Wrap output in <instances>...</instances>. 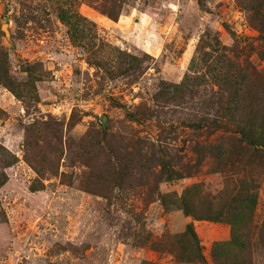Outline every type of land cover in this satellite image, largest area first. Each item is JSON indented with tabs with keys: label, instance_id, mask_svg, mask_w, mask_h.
<instances>
[{
	"label": "rangeland",
	"instance_id": "374dc122",
	"mask_svg": "<svg viewBox=\"0 0 264 264\" xmlns=\"http://www.w3.org/2000/svg\"><path fill=\"white\" fill-rule=\"evenodd\" d=\"M253 131L264 0H0V264H264Z\"/></svg>",
	"mask_w": 264,
	"mask_h": 264
},
{
	"label": "trees",
	"instance_id": "16d2710c",
	"mask_svg": "<svg viewBox=\"0 0 264 264\" xmlns=\"http://www.w3.org/2000/svg\"><path fill=\"white\" fill-rule=\"evenodd\" d=\"M235 89L233 90V92H231L230 94H228L226 97H224L223 99H225L227 101V104L226 106L223 105V103H221L220 101L217 102V107H218V111H219V117L225 115L226 113H228L230 110L233 109V106L234 105H237V102H238V91L235 92ZM212 107V106H211ZM243 132V135L246 134L244 131ZM256 133V138L257 139H253V137L251 136L252 134L249 133V135L247 134L248 137H252L251 139V142L252 144H255V149L256 150H260V149H257V148H264V134L260 132H257V131H253ZM246 136V137H247ZM155 156V159H153L154 161H159L158 164H160L161 166L165 167L166 165L168 166V164H166L163 160V153L161 152H157L155 155H153V157ZM166 157V156H165ZM169 179H171V175L168 176ZM160 199H161V202H162V205L171 210V209H182L183 211H185V213H188V208L187 206L185 205V200L184 198H180L176 192H166L164 194H161L160 195ZM253 202V201H252ZM205 218H210L209 216H206ZM213 219V218H211ZM187 231L188 233L190 234V237L192 238L191 240V243L189 241V244H194L196 245V248L198 249V253L196 254V256H194V261L197 260L199 262H201V264H205V261L203 259V256L201 254V252L199 253V242L196 238V235L195 233L193 232L192 230V226L191 224H188L187 225ZM235 237H233L234 239ZM225 243H221V242H217L215 243L214 245V254H215V257L216 259H221L222 256H221V253L218 252V248L219 246H223ZM180 259L182 262H184V264H188L190 262V258H187V260H184L182 259V257L180 256ZM142 264H152V263H149V262H144Z\"/></svg>",
	"mask_w": 264,
	"mask_h": 264
}]
</instances>
